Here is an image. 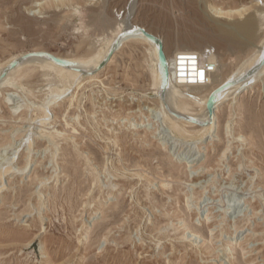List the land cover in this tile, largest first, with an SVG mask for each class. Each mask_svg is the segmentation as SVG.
<instances>
[{"label":"rangeland","instance_id":"1","mask_svg":"<svg viewBox=\"0 0 264 264\" xmlns=\"http://www.w3.org/2000/svg\"><path fill=\"white\" fill-rule=\"evenodd\" d=\"M255 9L264 0H0V66L33 51L95 58L135 23L167 54L212 51L228 72L263 37ZM249 16L248 41L218 35ZM128 42L65 91L64 73L37 67L0 84V264H264V80L196 143L164 123L146 44Z\"/></svg>","mask_w":264,"mask_h":264},{"label":"bare ground","instance_id":"2","mask_svg":"<svg viewBox=\"0 0 264 264\" xmlns=\"http://www.w3.org/2000/svg\"><path fill=\"white\" fill-rule=\"evenodd\" d=\"M255 1L258 2V0ZM240 10L241 8L237 10L229 9L222 11L220 8H212L211 11L215 12V14H218L217 16L220 17L219 15H230ZM116 13L118 16L121 15H119V11ZM254 16L257 18L262 16L264 18V9H255L253 17ZM251 19L252 17L249 16L241 22L235 21L236 24H234V27L225 25L224 27L218 28L217 33L219 36L221 35L227 37V41L228 43H231V45H238V39L240 36L241 38H248V41L249 38H252L254 29ZM140 27L142 26L135 23L124 24L122 27L119 26V28L113 33L110 41L107 43V46L95 58L77 60L66 58L47 51H33L50 53L56 58L69 62L70 66L59 65L47 56H32L23 59V56L28 54L25 53L18 57H14L8 63L0 66V84L4 83L12 72H16L18 76L24 75L29 77L31 76L30 72L36 67L37 69L40 68L43 71L45 78L46 75L48 76L51 72L64 73L62 77L63 83H65L63 85L65 86L64 91L67 90V88H70L72 84H79L83 79L93 81L92 79L96 78L98 75V73L94 74L93 72L104 60L110 47L120 38L121 33L132 28H135L136 30ZM145 30L149 32L147 29ZM152 35L160 39L162 42L160 37L155 34ZM128 41L144 42L146 44L148 51V59L146 58V61H149V70L152 75L153 86L155 87L157 95V104L160 108L159 112L163 117L162 120L168 128L177 131L179 135H182L185 132L181 124L196 129L199 134V139L195 141L196 143L203 141V137L208 138L211 136L212 132L219 127L218 113L220 112L222 105L236 102L238 95L241 92H247L248 90L254 88L256 83L264 80V63H260L264 56V34L260 43L254 47L255 49L252 53L246 57L239 66L228 72L222 70V65L218 62L212 51L204 52V50L196 52L192 51L195 48H180L176 49L171 54H167L163 49L167 63V81L165 85H162V72L158 58V46L155 42L148 40L138 31H135L131 37L120 39L118 48L108 63L113 60L116 52L121 48V46ZM128 43L131 44V42ZM210 49L211 48H209V50ZM15 60H18V63L14 67L10 68L9 64ZM32 74H34V72ZM221 86L226 87L215 94L212 112L211 115H209L207 110L208 99L210 95ZM144 108L145 107L142 109ZM228 126L229 120L221 124L220 128L222 131H225L228 138H233L234 136L228 129ZM213 137L217 138L219 135L213 134ZM236 137L238 139H243V136L240 134ZM198 159L199 158L193 154L190 155L185 162L192 163ZM192 173L193 172H191L190 176ZM102 194L100 196H102Z\"/></svg>","mask_w":264,"mask_h":264},{"label":"water","instance_id":"3","mask_svg":"<svg viewBox=\"0 0 264 264\" xmlns=\"http://www.w3.org/2000/svg\"><path fill=\"white\" fill-rule=\"evenodd\" d=\"M135 31H138L139 33L143 34V36L145 38H147L148 40H150L152 42H155L157 44V46H158V58H159L160 66H161V72H162V85H165V83L167 81V63H166L165 56H164L163 44H162L160 39H158L157 37H155L151 33L147 32L142 27L137 28L136 30H135V28H132L130 30H126L123 33H121L120 38L114 43V45H112L110 47L108 54L106 55L104 60L98 65L97 69L93 73L94 74L98 73L99 71H101L108 64V62L110 61L111 57L114 55V52L118 48V45L120 43V39L131 37L134 34ZM32 56H47L50 59H52L54 62L59 64V65L70 66L69 62L64 61L62 59H59V58H56L55 56H53L50 53H44V52H31V53H28L25 56H23V59H26V58H29V57H32ZM17 63H18V60H15V61H13V62H11L9 64V67L10 68L14 67ZM260 63L261 64L264 63V56H263V58H262ZM224 87H226V86H224ZM224 87L221 86V87L217 88L215 90V92H213L210 95V97L208 99V102H207V110H208L209 115H211V112H212V107H213V103H214V100H215V94L217 92H219L221 89H223Z\"/></svg>","mask_w":264,"mask_h":264}]
</instances>
